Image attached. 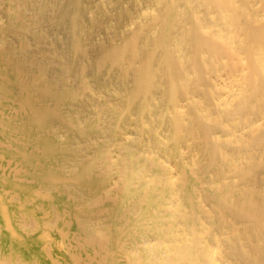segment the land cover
Instances as JSON below:
<instances>
[{
    "label": "bare ground",
    "instance_id": "6f19581e",
    "mask_svg": "<svg viewBox=\"0 0 264 264\" xmlns=\"http://www.w3.org/2000/svg\"><path fill=\"white\" fill-rule=\"evenodd\" d=\"M0 264H264V0H0Z\"/></svg>",
    "mask_w": 264,
    "mask_h": 264
}]
</instances>
